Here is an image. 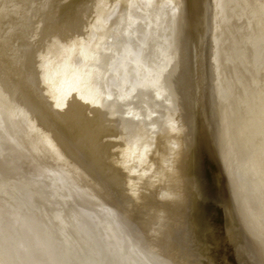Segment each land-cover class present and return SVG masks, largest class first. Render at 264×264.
Instances as JSON below:
<instances>
[{
	"label": "water",
	"instance_id": "obj_1",
	"mask_svg": "<svg viewBox=\"0 0 264 264\" xmlns=\"http://www.w3.org/2000/svg\"><path fill=\"white\" fill-rule=\"evenodd\" d=\"M0 166L153 264H264V0H0Z\"/></svg>",
	"mask_w": 264,
	"mask_h": 264
},
{
	"label": "rangeland",
	"instance_id": "obj_2",
	"mask_svg": "<svg viewBox=\"0 0 264 264\" xmlns=\"http://www.w3.org/2000/svg\"><path fill=\"white\" fill-rule=\"evenodd\" d=\"M4 169V170H3ZM9 170L0 166V247L3 249L2 256L3 258L8 259L10 257V260H12V264H95L94 261L99 260L101 257L104 262H102V258L97 261L100 264L102 262L103 264H108L106 259L101 255V253H98L95 248H91L90 252L88 250L91 245L86 246L84 241L79 240L75 235L69 233V226L65 224V221L63 219L62 222H60V219L56 218L55 215H53V210L50 208V206H47V204L44 205L42 202V199L40 196H36L38 193L37 191H34V186L31 187V185L24 179H22L20 176L15 175L14 173L8 174ZM5 172V173H4ZM7 173V174H6ZM13 174L15 175V180H13ZM9 175L12 177L10 178ZM5 177V178H4ZM19 177V178H18ZM21 178V179H20ZM21 181V185L19 180ZM18 181V182H17ZM25 181V182H24ZM24 182V184H22ZM29 184H27V183ZM6 183V184H5ZM8 183V184H7ZM14 185V186H13ZM26 185V186H25ZM21 186V187H20ZM25 186V187H24ZM31 187L29 189V187ZM18 187V189H17ZM23 187V188H22ZM14 188V189H13ZM9 189V190H8ZM16 189V190H15ZM21 189V190H20ZM22 189L24 191H22ZM22 191V192H21ZM12 193V194H11ZM32 193V194H31ZM39 195V194H38ZM37 200V201H36ZM40 200V201H39ZM20 202V203H19ZM25 205V206H22ZM264 205V204H263ZM21 206V208H19ZM27 207V208H26ZM15 208V209H14ZM24 208V209H23ZM30 211H29V209ZM7 209V213L6 212ZM23 212L24 215V221L22 218L19 217L18 210ZM264 209V206H263ZM13 210V212L11 211ZM17 210V211H16ZM28 210V211H27ZM11 212V213H10ZM3 215H2V214ZM5 213V214H4ZM29 216H28V214ZM13 214V215H12ZM27 214V215H26ZM6 215V216H4ZM11 215V216H10ZM15 215V216H14ZM2 216V217H1ZM12 216L14 217V221H12ZM17 216V217H16ZM26 216V217H25ZM11 217V218H10ZM38 218V219H37ZM10 219V220H9ZM19 219V223H18ZM21 219V220H20ZM54 219V220H53ZM7 220V221H6ZM36 220V221H35ZM59 222H58V221ZM35 221V222H34ZM12 222V223H11ZM45 222V223H44ZM64 222V224H63ZM2 223V224H1ZM8 223V224H7ZM17 223V224H16ZM51 223V224H50ZM15 227L19 229H15ZM39 224V225H38ZM63 224V225H62ZM13 225V227H12ZM36 225V226H35ZM48 225V226H47ZM61 225V226H60ZM66 227H65V226ZM33 226V227H32ZM10 227V228H9ZM37 227V228H36ZM2 228V229H1ZM8 228V229H7ZM13 228V229H12ZM33 228V229H32ZM59 228V229H58ZM69 228V229H68ZM100 228V229H99ZM15 229V230H14ZM68 229V230H67ZM98 231L102 235L104 233V230L101 227H98ZM4 230V231H3ZM19 232L17 233V231ZM55 230V231H54ZM12 231V232H11ZM50 231V232H49ZM71 232V231H70ZM7 233V234H6ZM14 233V234H13ZM33 233V234H32ZM60 233V234H59ZM18 234V235H15ZM124 238L126 237L125 242L127 241L126 245L132 242L140 251L141 253L146 256V253L143 251V249L140 247V245L137 243V241L134 239V237L130 234V232L127 230V228L123 231ZM4 235V236H3ZM51 235V236H50ZM54 235V236H53ZM50 236V237H49ZM132 236V237H131ZM14 237V238H13ZM56 237V238H55ZM75 237V238H74ZM5 238V239H4ZM44 238V239H43ZM50 238V239H49ZM16 239V240H15ZM53 239V240H52ZM56 239V240H55ZM70 239V240H69ZM8 240V241H6ZM11 240V241H10ZM21 240V241H20ZM42 240V241H41ZM49 242H47V241ZM61 240V241H60ZM23 241V242H22ZM26 243H25V242ZM28 241V243H27ZM30 241V242H29ZM130 241V242H129ZM22 242V243H21ZM52 242V243H51ZM59 242V243H58ZM61 242V244H60ZM65 242V243H64ZM7 243V244H6ZM25 243V245H24ZM47 243V244H46ZM54 243V244H53ZM4 244V245H3ZM13 244V245H12ZM27 244V245H26ZM30 244V245H28ZM45 244V245H44ZM51 246H50V245ZM73 244V245H72ZM18 245V246H17ZM47 245V247H46ZM125 245V244H124ZM12 246V248H11ZM33 246V247H32ZM68 246V247H67ZM7 247V248H6ZM24 247V248H23ZM29 247V248H28ZM45 247V248H44ZM49 247V249H48ZM53 247V248H52ZM78 247V248H77ZM88 247V248H87ZM109 247V246H108ZM8 250L6 251L5 250ZM28 248V251L27 249ZM40 248V249H39ZM58 248V249H57ZM67 248V249H66ZM83 248V249H82ZM26 249V250H25ZM82 249V250H81ZM90 249V248H89ZM4 250V252H3ZM62 250V251H61ZM66 250V251H65ZM87 250V251H86ZM94 250V252H93ZM105 250V249H104ZM50 251V252H49ZM55 251V252H54ZM107 251V250H105ZM6 252V253H5ZM9 252V253H8ZM25 252V253H24ZM43 252V253H42ZM60 252V253H59ZM70 252V253H69ZM80 252V253H79ZM83 254H82V253ZM88 252V254L86 253ZM96 252V253H95ZM53 253V254H52ZM56 253V254H55ZM65 253V254H63ZM110 255H108L110 258H108L111 262L114 260V254L112 252H109ZM4 254H9L8 258ZM21 254V255H20ZM25 254V255H24ZM27 254V255H26ZM63 254V256H62ZM75 254V255H74ZM77 254V255H76ZM85 254V255H84ZM96 254V255H95ZM107 254V253H106ZM12 255V257L10 256ZM47 255V256H46ZM53 255V256H51ZM67 258H66V256ZM95 255V256H94ZM50 256V257H49ZM56 256V257H55ZM72 257L71 259L69 258ZM90 256V257H89ZM98 256V257H96ZM52 257V258H51ZM60 257V258H59ZM78 257V258H77ZM88 257V258H86ZM96 257V258H95ZM48 258V261H47ZM91 258V259H90ZM148 258V256H147ZM4 259V260H6ZM24 259V260H23ZM26 259V260H25ZM45 259V260H44ZM61 259V260H59ZM96 259V260H95ZM23 260V261H22ZM70 260V261H69ZM78 260H80L78 262ZM84 260V261H83ZM91 262H90V261ZM94 260V261H93ZM149 260V258L147 259ZM7 261V260H6ZM51 261V262H50ZM68 261V262H67ZM72 261V262H71ZM75 261V262H74ZM22 262V263H21ZM43 262V263H42ZM60 262V263H58ZM67 262V263H66ZM90 262V263H89ZM109 262V261H108ZM150 262V261H149ZM101 263V264H102ZM110 264V263H109ZM114 264V262L112 263Z\"/></svg>",
	"mask_w": 264,
	"mask_h": 264
},
{
	"label": "bare ground",
	"instance_id": "obj_3",
	"mask_svg": "<svg viewBox=\"0 0 264 264\" xmlns=\"http://www.w3.org/2000/svg\"><path fill=\"white\" fill-rule=\"evenodd\" d=\"M5 168V167H4ZM4 170V169H3ZM6 170V168H5ZM9 170V169H8ZM11 170H9V173L8 171H5L7 172L8 174H11V173H14L15 175H18L20 176L23 180L25 179L30 185L31 187L34 186V191L38 192V193H35L37 194L36 196H40V198L42 199V202L45 204H47V206H50V208L53 210V215H55V217L58 219H60V222H62L63 220L65 221V224L67 225V227L69 226V233H73L76 237V240L77 238L79 240H82L84 241V243H86L85 245L88 246V245H91V247H87L89 252L91 250V248H95L98 244V246L96 247V251H98V253H101V255H103V257L106 259L107 263L109 264H112L114 262V264H153L152 261L149 259L147 260V255L144 256L141 251L132 243L130 242V245L127 244V241L125 242L126 240V236L124 238V234H123V231L126 229V227L124 226V224L120 221H117L103 213H100L86 205H83L69 197H66L54 190H51L37 182H34L20 174H17L15 172H11ZM4 172V173H5ZM6 173V174H7ZM13 174V180H15V175ZM10 178H12L10 175H9ZM5 178V177H4ZM19 178V177H18ZM20 178V179H21ZM19 180V179H18ZM20 181V180H19ZM18 182V181H17ZM25 182V181H24ZM24 182L22 184H24ZM26 182V183H27ZM21 185V181L19 182ZM27 183V184H28ZM6 184V183H5ZM8 184V183H7ZM28 184V185H29ZM14 186V185H13ZM26 186V185H25ZM24 186V187H25ZM21 187V186H20ZM29 187V186H28ZM29 187V189L31 188ZM23 188V187H22ZM14 189V188H13ZM18 189V187H17ZM9 190V189H8ZM16 190V189H15ZM21 190V189H20ZM22 191H24L22 189ZM21 191V192H22ZM12 194V193H11ZM32 194V193H31ZM39 194V195H38ZM39 198V197H38ZM37 201V200H36ZM40 201V200H39ZM20 203V202H19ZM22 206H25V205H22ZM264 206V205H263ZM21 208V206L19 207ZM27 208V207H26ZM15 209V208H14ZM24 209V208H23ZM29 209V208H28ZM18 210V209H17ZM16 210V211H17ZM13 212V210H11ZM20 211V210H18ZM28 211V210H27ZM30 211V209H29ZM6 212H7V209H6ZM25 212V211H23ZM21 213V211L19 212V217L20 218H24V213ZM8 213V212H7ZM11 213V212H10ZM2 214V213H1ZM5 214V213H4ZM9 214V213H8ZM28 214V213H27ZM26 214V215H27ZM30 214V213H29ZM28 214V216H29ZM3 215V214H2ZM13 215V214H12ZM6 216V215H4ZM11 216V215H10ZM15 216V215H14ZM2 217V216H1ZM17 217V216H16ZM26 217V216H25ZM11 218V217H10ZM14 217L12 216V219ZM38 219V218H37ZM63 219V220H61ZM10 220V219H9ZM21 220V219H20ZM54 220V219H53ZM7 221V220H6ZM14 221V219L12 220ZM16 221V220H15ZM14 221V222H15ZM24 221V219H23ZM36 221V220H35ZM34 221V222H35ZM58 221V220H57ZM59 222V221H58ZM12 223V222H11ZM18 223H19V219H18ZM45 223V222H44ZM2 224V223H1ZM8 224V223H7ZM17 224V223H16ZM20 224V223H19ZM51 224V223H50ZM64 224V222H63ZM62 224V225H63ZM14 225V224H13ZM12 225V227H13ZM39 225V224H38ZM36 226V225H35ZM48 226V225H47ZM61 226V225H60ZM65 226V225H64ZM15 227V225H14ZM18 227V226H17ZM15 227V229L17 228ZM33 227V226H32ZM66 227V226H65ZM98 227H101L103 230H104V233L101 235L100 232L98 231ZM10 228V227H9ZM37 228V227H36ZM2 229V228H1ZM8 229V228H7ZM13 229V228H12ZM14 229V230H15ZM19 229V228H17ZM33 229V228H32ZM59 229V228H58ZM20 230V229H19ZM19 230L17 231V233L19 232ZM4 231V230H3ZM55 231V230H54ZM71 231V232H70ZM12 232V231H11ZM50 232V231H49ZM7 234V233H6ZM14 234V233H13ZM33 234V233H32ZM60 234V233H59ZM72 234V235H73ZM15 235H18V234H15ZM4 236V235H3ZM51 236V235H50ZM49 236V237H50ZM54 236V235H53ZM74 237V238H75ZM132 237V236H131ZM14 238V237H13ZM56 238V237H55ZM5 239V238H4ZM44 239V238H43ZM50 239V238H49ZM2 240V239H0ZM16 240V239H15ZM53 240V239H52ZM56 240V239H55ZM70 240V239H69ZM8 241V240H6ZM11 241V240H10ZM21 241V240H20ZM42 241V240H41ZM47 241V240H46ZM61 241V240H60ZM23 242V241H22ZM21 242V243H22ZM25 242V241H24ZM30 242V241H29ZM49 242V241H47ZM2 243V242H1ZM0 243V244H1ZM26 243V242H25ZM24 243V245H25ZM28 243V241H27ZM52 243V242H51ZM59 243V242H58ZM65 243V242H64ZM7 244V243H6ZM47 244V243H46ZM54 244V243H53ZM61 244V242H60ZM88 244V245H87ZM125 244V245H124ZM4 245V244H3ZM13 245V244H12ZM27 245V244H26ZM30 245V244H28ZM45 245V244H44ZM50 245V244H49ZM73 245V244H72ZM1 246V245H0ZM18 246V245H17ZM51 246V245H50ZM109 246V247H108ZM33 247V246H32ZM47 247V245H46ZM68 247V246H67ZM7 248V247H6ZM5 248V250H6ZM12 248V246H11ZM24 248V247H23ZM29 248V247H28ZM28 248L27 251H28ZM45 248V247H44ZM53 248V247H52ZM78 248V247H77ZM3 248L0 247V264H12V260H10V257L8 258L7 254H4V257L5 255L7 256L8 259L6 258H3L2 256V250ZM25 249V250H26ZM40 249V248H39ZM49 249V247H48ZM58 249V248H57ZM67 249V248H66ZM83 249V248H82ZM81 249V250H82ZM107 251H105V250ZM109 249H110V252H112L114 255V260L111 262L108 258H110L108 255H110L109 252ZM10 250V249H8ZM6 250V251H8ZM62 251V250H61ZM66 251V250H65ZM87 251V250H86ZM4 252V250H3ZM50 252V251H49ZM55 252V251H54ZM94 252V250H93ZM6 253V252H5ZM9 253V252H8ZM25 253V252H24ZM43 253V252H42ZM60 253V252H59ZM70 253V252H69ZM80 253V252H79ZM82 253V252H81ZM88 254V252H86ZM96 253V252H95ZM107 253V254H106ZM53 254V253H52ZM56 254V253H55ZM65 254V253H63ZM62 254V256H63ZM83 254V253H82ZM21 255V254H20ZM25 255V254H24ZM27 255V254H26ZM75 255V254H74ZM77 255V254H76ZM85 255V254H84ZM96 255V254H95ZM94 255V256H95ZM12 257V255H10ZM47 256V255H46ZM53 256V255H51ZM66 256V255H65ZM50 257V256H49ZM56 257V256H55ZM74 257V256H72ZM71 257V258H72ZM90 257V256H89ZM98 257V256H96ZM95 257V258H96ZM52 258V257H51ZM60 258V257H59ZM67 258V256H66ZM70 258V256H69ZM70 258V259H71ZM78 258V257H77ZM88 258V257H86ZM102 258V257H101ZM100 258V259H101ZM6 259V260H4ZM91 259V258H90ZM99 259V260H100ZM24 260V259H23ZM22 260V261H23ZM26 260V259H25ZM45 260V259H44ZM61 260V259H59ZM96 260V259H95ZM97 260V261H99ZM47 261H48V258H47ZM70 261V260H69ZM80 260H78L79 262ZM84 261V260H83ZM90 261V260H89ZM94 261V260H93ZM97 261H94L95 264L98 263ZM101 261V260H100ZM105 260H103L102 258V262H104ZM109 261V262H108ZM150 261V262H149ZM12 262V263H11ZM51 262V261H50ZM68 262V261H67ZM66 262V263H67ZM72 262V261H71ZM75 262V261H74ZM91 262V261H90ZM89 262V263H90ZM100 262V264L102 263ZM22 263V262H21ZM43 263V262H42ZM60 263V262H58ZM27 264V262H26ZM30 264V263H29ZM45 264V263H44ZM53 264V263H52ZM65 264V263H64ZM82 264V263H81ZM103 264V263H102Z\"/></svg>",
	"mask_w": 264,
	"mask_h": 264
}]
</instances>
